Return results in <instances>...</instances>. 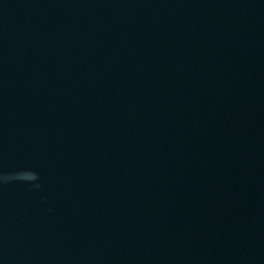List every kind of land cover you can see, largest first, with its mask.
Here are the masks:
<instances>
[{
  "label": "water",
  "instance_id": "1",
  "mask_svg": "<svg viewBox=\"0 0 264 264\" xmlns=\"http://www.w3.org/2000/svg\"><path fill=\"white\" fill-rule=\"evenodd\" d=\"M0 264H264V0H0Z\"/></svg>",
  "mask_w": 264,
  "mask_h": 264
}]
</instances>
